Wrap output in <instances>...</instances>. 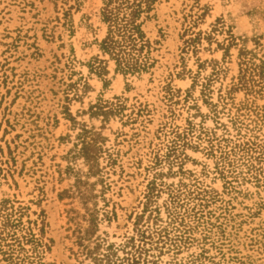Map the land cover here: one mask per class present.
Returning a JSON list of instances; mask_svg holds the SVG:
<instances>
[{
  "label": "rangeland",
  "instance_id": "1",
  "mask_svg": "<svg viewBox=\"0 0 264 264\" xmlns=\"http://www.w3.org/2000/svg\"><path fill=\"white\" fill-rule=\"evenodd\" d=\"M103 0H0V264H264V0H154L145 68Z\"/></svg>",
  "mask_w": 264,
  "mask_h": 264
},
{
  "label": "trees",
  "instance_id": "2",
  "mask_svg": "<svg viewBox=\"0 0 264 264\" xmlns=\"http://www.w3.org/2000/svg\"><path fill=\"white\" fill-rule=\"evenodd\" d=\"M154 0H103L102 20L107 34L100 41V49L116 63V69L133 73L145 68L141 59L144 34L138 17L148 11Z\"/></svg>",
  "mask_w": 264,
  "mask_h": 264
}]
</instances>
